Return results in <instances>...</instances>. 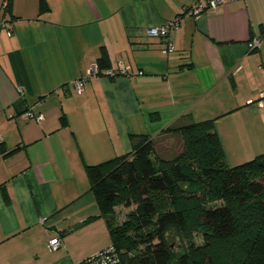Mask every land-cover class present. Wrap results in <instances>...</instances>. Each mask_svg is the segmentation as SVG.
Returning <instances> with one entry per match:
<instances>
[{
  "label": "crops",
  "instance_id": "0c3cea01",
  "mask_svg": "<svg viewBox=\"0 0 264 264\" xmlns=\"http://www.w3.org/2000/svg\"><path fill=\"white\" fill-rule=\"evenodd\" d=\"M3 1L0 264H80L108 246L86 167L130 152L132 135L155 144L167 128L213 120L228 166L264 155V107L249 103L264 88V0L193 16L180 13L198 0H44L42 11L41 0ZM177 15L166 37L146 34ZM103 49L128 75L102 70L76 92Z\"/></svg>",
  "mask_w": 264,
  "mask_h": 264
},
{
  "label": "trees",
  "instance_id": "16d2710c",
  "mask_svg": "<svg viewBox=\"0 0 264 264\" xmlns=\"http://www.w3.org/2000/svg\"><path fill=\"white\" fill-rule=\"evenodd\" d=\"M96 64L99 74L110 67L104 49ZM165 132L181 139L170 159L155 155L148 136L132 135L130 152L86 167L121 263L264 264V155L228 166L213 120Z\"/></svg>",
  "mask_w": 264,
  "mask_h": 264
},
{
  "label": "built area",
  "instance_id": "2783aa9c",
  "mask_svg": "<svg viewBox=\"0 0 264 264\" xmlns=\"http://www.w3.org/2000/svg\"><path fill=\"white\" fill-rule=\"evenodd\" d=\"M223 0H198L194 4L184 6L180 15L193 16L197 15L204 10L215 9ZM203 2V3H202ZM8 5V0L3 1V8ZM180 15H177L173 20L167 21L161 26H153L146 29V34L151 36H162L166 37L171 30H176L179 24ZM9 33V32H8ZM261 43V36L256 35L248 42V48L250 50H255L259 48ZM166 51L172 50L171 43L167 44ZM129 67L123 66L121 68H107L104 73L107 76H115L116 74L128 75ZM99 69L96 63L92 64L86 71V75L79 77L72 81L74 89L76 92L81 93L84 90L85 81L89 77L99 76ZM250 104H255L258 107H264V88L260 91L259 97L254 101H249ZM27 118H32L36 122H41L43 119L42 114L33 113L32 111L25 112ZM60 239L58 236L51 237L48 240L47 247L50 250H56L60 246ZM82 264H122L118 253L115 251L112 245H108L105 248L93 253L92 255L86 257Z\"/></svg>",
  "mask_w": 264,
  "mask_h": 264
},
{
  "label": "rangeland",
  "instance_id": "374dc122",
  "mask_svg": "<svg viewBox=\"0 0 264 264\" xmlns=\"http://www.w3.org/2000/svg\"><path fill=\"white\" fill-rule=\"evenodd\" d=\"M155 155L162 158L170 159L176 156L181 150V139L175 132L169 133L161 139H157L155 142ZM194 240L201 242V235L199 233L194 234ZM169 241L171 246H176L178 240L175 234L169 235Z\"/></svg>",
  "mask_w": 264,
  "mask_h": 264
}]
</instances>
